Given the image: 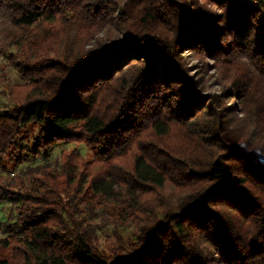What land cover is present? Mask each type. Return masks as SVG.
Here are the masks:
<instances>
[{
	"label": "trees",
	"instance_id": "16d2710c",
	"mask_svg": "<svg viewBox=\"0 0 264 264\" xmlns=\"http://www.w3.org/2000/svg\"><path fill=\"white\" fill-rule=\"evenodd\" d=\"M0 23V155L35 161L0 181V264H264V1L0 0ZM71 143L80 174L50 160Z\"/></svg>",
	"mask_w": 264,
	"mask_h": 264
},
{
	"label": "rangeland",
	"instance_id": "374dc122",
	"mask_svg": "<svg viewBox=\"0 0 264 264\" xmlns=\"http://www.w3.org/2000/svg\"><path fill=\"white\" fill-rule=\"evenodd\" d=\"M3 27V24L0 23V29ZM188 65L190 66L191 64H195L196 62L194 60H188ZM197 65H192L189 67V71H190V75H193V79L197 80L199 79L201 81L202 84V89H200L199 91L203 94H211V93H215L216 91H220L222 90L221 86H219L216 81H218V79H223L221 76L218 75V73L216 72V69H214L212 67V69H208L207 71L205 70L204 73L202 72V75L200 74V72L202 71L200 68H197ZM8 75L12 78L11 79V85H16L19 83H22L23 81H21L20 77L18 76L17 72L10 68L8 71ZM7 76H5L4 73L0 74V89H2L4 83L5 82V78ZM15 92L17 94L22 95L24 90L23 89H14ZM13 95H16L15 93ZM1 100H4L3 97H1ZM229 102H232V99H228ZM228 103V102H226ZM35 131V128L33 126H31L27 131L23 132V136L21 138V142L23 143H27L28 140L31 139V137L33 136V133ZM179 133H173L169 138H167L166 140H163L164 143L166 145H168L169 149L175 148V147H180V145L178 144L179 141ZM77 149L79 151L80 156L79 157H74L75 159V163L79 165V168L77 170V174H80V172L82 171L81 168V164L85 161H92L95 154H96V150L94 148H91L89 146H87L86 144H76V143H71V144H63V145H59L57 148H55L54 150L51 151V161H58L61 162V156L62 154L67 151V154H69V152L73 151ZM64 150V151H63ZM63 152V153H62ZM10 154H5V155H0V181L1 182H5L10 178L15 177V174L19 171L20 167L27 165V164H33L35 161L32 158H29L28 161H22L21 157L19 155H16L14 157L9 156ZM17 159H20V166L16 167L15 166V161ZM95 169H92L91 172L92 174H96ZM174 190V187L172 185L168 186L165 190H163V192L165 194L170 193L171 191ZM154 197L152 194H150L149 198ZM2 206L0 204V221H2L1 219L3 218V216L6 214V218L9 215V211H10V207L9 204L7 202H1ZM5 218V217H4ZM97 222H103V220L101 218H98L96 220ZM102 225H104L102 223ZM127 225V224H126ZM105 226V225H104ZM112 230V226H107L104 231H100V235L102 237V240L106 237L107 234H109ZM121 233L123 234L124 238L126 240H130L133 237L132 234V229L130 227L128 228H121ZM5 233L2 231V229L0 228V235H4ZM116 243V240H115Z\"/></svg>",
	"mask_w": 264,
	"mask_h": 264
},
{
	"label": "built area",
	"instance_id": "2783aa9c",
	"mask_svg": "<svg viewBox=\"0 0 264 264\" xmlns=\"http://www.w3.org/2000/svg\"><path fill=\"white\" fill-rule=\"evenodd\" d=\"M264 0H248L253 7H260Z\"/></svg>",
	"mask_w": 264,
	"mask_h": 264
}]
</instances>
